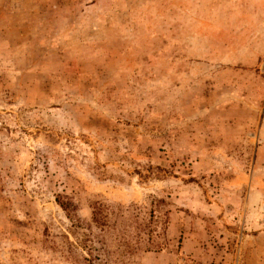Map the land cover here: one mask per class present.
<instances>
[{"label":"rangeland","instance_id":"obj_1","mask_svg":"<svg viewBox=\"0 0 264 264\" xmlns=\"http://www.w3.org/2000/svg\"><path fill=\"white\" fill-rule=\"evenodd\" d=\"M58 194L165 206L130 264H264V0H0V264H74Z\"/></svg>","mask_w":264,"mask_h":264},{"label":"trees","instance_id":"obj_2","mask_svg":"<svg viewBox=\"0 0 264 264\" xmlns=\"http://www.w3.org/2000/svg\"><path fill=\"white\" fill-rule=\"evenodd\" d=\"M56 203L75 229V241L64 234L61 248L74 264L81 260L79 251H86L82 258L87 264H130L143 253H159L166 248L162 241L167 235L170 218L165 206H123L97 201L90 205L91 218L83 221L75 198L58 194ZM50 236H47L49 240Z\"/></svg>","mask_w":264,"mask_h":264}]
</instances>
